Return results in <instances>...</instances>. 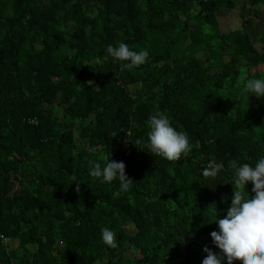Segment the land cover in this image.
I'll return each mask as SVG.
<instances>
[{
    "label": "trees",
    "instance_id": "16d2710c",
    "mask_svg": "<svg viewBox=\"0 0 264 264\" xmlns=\"http://www.w3.org/2000/svg\"><path fill=\"white\" fill-rule=\"evenodd\" d=\"M230 10L239 27L224 31ZM119 42L148 62L122 70L106 53ZM246 76L264 77V0H0V264H202L205 245L219 252L211 218L235 190L228 164L264 157V98L239 96ZM156 111L188 135L186 157L147 150ZM108 159L124 162L128 191L91 175Z\"/></svg>",
    "mask_w": 264,
    "mask_h": 264
},
{
    "label": "clouds",
    "instance_id": "9594fccd",
    "mask_svg": "<svg viewBox=\"0 0 264 264\" xmlns=\"http://www.w3.org/2000/svg\"><path fill=\"white\" fill-rule=\"evenodd\" d=\"M107 56L120 62L122 70H133L149 60L147 49L139 51L131 48L125 42L108 45ZM264 98V77H245L239 90V96ZM148 147L153 155L160 156L169 161H178L186 157L191 151V142L188 135L177 130L168 116L162 111H156L148 119ZM116 134H114L115 136ZM228 168L233 171L234 191L231 202L225 214L220 216L216 206L212 212L211 223L217 229L211 231L212 243L220 251H213L205 245L203 251L207 253L202 259V264H234L239 260L242 264H264V157L259 158L255 165L239 163L233 159ZM225 169L223 163L215 164L210 171L205 170L206 178H216ZM91 175L105 183L119 181V189L126 192L133 181L127 177L123 161L109 160L106 164L97 162ZM79 181V180H74ZM227 182V181H225ZM249 182L252 184L251 195L245 193ZM79 191V185H77ZM222 197V200H226ZM101 238L105 245L116 248L118 242L115 232L105 227L101 230ZM184 240V235L180 241Z\"/></svg>",
    "mask_w": 264,
    "mask_h": 264
},
{
    "label": "rangeland",
    "instance_id": "374dc122",
    "mask_svg": "<svg viewBox=\"0 0 264 264\" xmlns=\"http://www.w3.org/2000/svg\"><path fill=\"white\" fill-rule=\"evenodd\" d=\"M255 9H256V7H253V10H255ZM218 21L220 23L221 29L224 31H228V30H232L234 28H238L239 27L238 12L236 10L227 11L223 15L218 17ZM257 39L258 38L254 39L255 43H259ZM199 57H204V54L202 56H199ZM55 112H57V113L61 112V108L55 107ZM126 230H128V232L132 233V232H134L135 229L133 228V226H128ZM129 256H131V253H127L126 257H129Z\"/></svg>",
    "mask_w": 264,
    "mask_h": 264
},
{
    "label": "built area",
    "instance_id": "2783aa9c",
    "mask_svg": "<svg viewBox=\"0 0 264 264\" xmlns=\"http://www.w3.org/2000/svg\"><path fill=\"white\" fill-rule=\"evenodd\" d=\"M128 154V151L126 152V155ZM0 237H3L2 235H0Z\"/></svg>",
    "mask_w": 264,
    "mask_h": 264
}]
</instances>
